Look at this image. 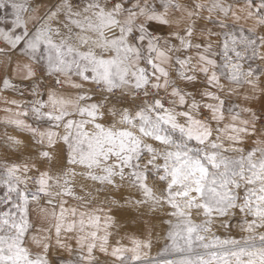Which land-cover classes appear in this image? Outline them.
<instances>
[{
  "label": "snow or ice",
  "instance_id": "1",
  "mask_svg": "<svg viewBox=\"0 0 264 264\" xmlns=\"http://www.w3.org/2000/svg\"><path fill=\"white\" fill-rule=\"evenodd\" d=\"M0 11V264H264V0Z\"/></svg>",
  "mask_w": 264,
  "mask_h": 264
},
{
  "label": "rangeland",
  "instance_id": "2",
  "mask_svg": "<svg viewBox=\"0 0 264 264\" xmlns=\"http://www.w3.org/2000/svg\"><path fill=\"white\" fill-rule=\"evenodd\" d=\"M128 223V222H126ZM132 227L134 228L135 227V223L132 222ZM164 245V240L163 239H160V240H154V247H153V254L155 255L156 252L161 249Z\"/></svg>",
  "mask_w": 264,
  "mask_h": 264
},
{
  "label": "crops",
  "instance_id": "3",
  "mask_svg": "<svg viewBox=\"0 0 264 264\" xmlns=\"http://www.w3.org/2000/svg\"><path fill=\"white\" fill-rule=\"evenodd\" d=\"M0 15H4V13L2 11H0ZM10 16H9V21H10ZM4 26V23L3 22H0V27H3Z\"/></svg>",
  "mask_w": 264,
  "mask_h": 264
}]
</instances>
